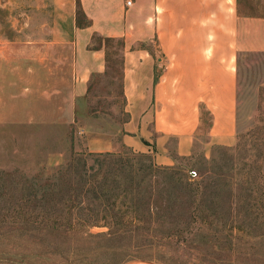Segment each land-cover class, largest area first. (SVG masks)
<instances>
[{
  "label": "crops",
  "instance_id": "obj_1",
  "mask_svg": "<svg viewBox=\"0 0 264 264\" xmlns=\"http://www.w3.org/2000/svg\"><path fill=\"white\" fill-rule=\"evenodd\" d=\"M44 1L54 22L10 24L18 36L0 35V123L15 115L6 103L16 94L41 92L36 78L50 77L52 86L70 76L73 109L84 102L92 76L108 69L106 45L93 48L98 35L124 43L129 119L121 144L163 167L192 157L203 134L206 146L236 144L238 64L242 53L264 52V18L242 14L239 0H34V8ZM79 7L89 25L78 24Z\"/></svg>",
  "mask_w": 264,
  "mask_h": 264
},
{
  "label": "rangeland",
  "instance_id": "obj_2",
  "mask_svg": "<svg viewBox=\"0 0 264 264\" xmlns=\"http://www.w3.org/2000/svg\"><path fill=\"white\" fill-rule=\"evenodd\" d=\"M21 3L23 10L20 11ZM46 3L36 9L34 0H0V35L18 36L17 29L10 24L54 22V9ZM239 3L242 14L264 18V0H239ZM33 36V30L26 29V38ZM95 44L105 42L97 40ZM105 45L110 53L108 69L103 75L92 76L88 100L76 103L74 109L69 99L70 76L57 78V85L53 78L52 86L50 77L36 78L41 92L27 93V99L16 94L20 99L6 103L8 112L15 115L9 118V123H0V192L9 188L12 179L20 183L18 180L23 177L36 179L40 189L49 182H59V175L70 165L74 152L91 164L98 153L89 151L93 147L109 148L112 151L103 153L126 156L135 152L121 144L123 126L128 119L123 52L117 43ZM60 72H67L65 62H60ZM57 86L58 95L50 93V88ZM76 110L82 115L78 117ZM205 143L203 134L194 155L178 159L174 170L163 173V179L192 189L199 206L203 203V209L212 206L217 211L218 214L207 221L215 231L225 228L226 234H232L233 238L226 240V245L218 243V246H226L228 263L264 264V52L241 54L236 144L223 147ZM0 202L4 199L0 198ZM103 231L107 229H93L95 233ZM21 242V238H0V264H70L68 235L43 231L33 250H27ZM201 245L214 246L208 242ZM253 248L258 252L257 259L236 257V252H252ZM161 256L156 250L126 243L112 259L113 262L118 260V264H166V257Z\"/></svg>",
  "mask_w": 264,
  "mask_h": 264
},
{
  "label": "trees",
  "instance_id": "obj_3",
  "mask_svg": "<svg viewBox=\"0 0 264 264\" xmlns=\"http://www.w3.org/2000/svg\"><path fill=\"white\" fill-rule=\"evenodd\" d=\"M78 24L89 25L80 7ZM97 40L117 43L123 52L121 39L95 35L94 43ZM109 56L107 48L108 62ZM90 92L89 88L85 100ZM76 115L82 114L76 110ZM96 154L91 164L74 152L59 182H49L43 189L36 179L23 177L18 180L21 184L12 179L9 188L0 192L4 199L0 238H21L26 249L33 250L43 231L68 235L70 264H118L112 256L126 243L158 251L166 264H233L226 260V246H218L219 242L226 245L232 234L211 227L207 219L218 213L212 206H199L192 189L163 179V173L173 167L159 166L145 153ZM95 228L107 231L95 233ZM204 242L214 246L201 245ZM235 254L238 259L258 257L255 249Z\"/></svg>",
  "mask_w": 264,
  "mask_h": 264
},
{
  "label": "water",
  "instance_id": "obj_4",
  "mask_svg": "<svg viewBox=\"0 0 264 264\" xmlns=\"http://www.w3.org/2000/svg\"><path fill=\"white\" fill-rule=\"evenodd\" d=\"M138 262H133V263H127V264H136ZM140 263V262H139ZM143 263H147V264H154V263H150V262H143Z\"/></svg>",
  "mask_w": 264,
  "mask_h": 264
},
{
  "label": "bare ground",
  "instance_id": "obj_5",
  "mask_svg": "<svg viewBox=\"0 0 264 264\" xmlns=\"http://www.w3.org/2000/svg\"><path fill=\"white\" fill-rule=\"evenodd\" d=\"M136 264H147V263L140 262V263H136Z\"/></svg>",
  "mask_w": 264,
  "mask_h": 264
},
{
  "label": "built area",
  "instance_id": "obj_6",
  "mask_svg": "<svg viewBox=\"0 0 264 264\" xmlns=\"http://www.w3.org/2000/svg\"><path fill=\"white\" fill-rule=\"evenodd\" d=\"M128 5H131V2L130 1H128ZM193 173V172H192Z\"/></svg>",
  "mask_w": 264,
  "mask_h": 264
}]
</instances>
